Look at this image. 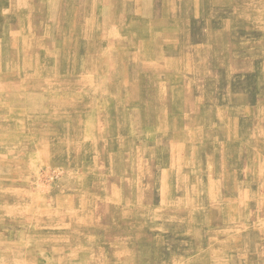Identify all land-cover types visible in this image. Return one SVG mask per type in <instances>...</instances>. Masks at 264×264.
Returning a JSON list of instances; mask_svg holds the SVG:
<instances>
[{"label": "rangeland", "instance_id": "1", "mask_svg": "<svg viewBox=\"0 0 264 264\" xmlns=\"http://www.w3.org/2000/svg\"><path fill=\"white\" fill-rule=\"evenodd\" d=\"M0 264H264V0H0Z\"/></svg>", "mask_w": 264, "mask_h": 264}, {"label": "bare ground", "instance_id": "2", "mask_svg": "<svg viewBox=\"0 0 264 264\" xmlns=\"http://www.w3.org/2000/svg\"><path fill=\"white\" fill-rule=\"evenodd\" d=\"M146 2H147V1H146ZM142 3H143V2H142ZM143 5H144V4H143ZM49 7H50V6H49ZM112 7H113V5H112ZM144 7H145V6H144ZM148 7H150V6H148ZM148 7H147V8H148ZM54 8H55V7H54ZM151 8H152V7H151ZM106 9H107V8H106ZM105 11H106V10H105ZM147 11H148V9H147ZM110 12H111V11H110ZM111 14H112V13H111ZM105 16H106V14H105ZM110 18H113V17H110ZM103 21H104V20H103ZM173 47H175V46H173ZM23 80H24V79H23ZM47 83H48V82H47ZM32 85H33V84H32ZM51 85H52V84H51ZM23 86H24V85H23ZM37 86L39 87V84H38ZM48 86H49V84H48ZM29 88H30V87H29ZM36 88H37V87H36ZM41 88H42V87H41ZM43 88H44V87H43ZM49 88H50V86H49ZM24 89H25V88H24ZM32 89H33V88H32ZM45 89H47V88H45ZM45 89H44V90H45ZM38 94H39V93H38ZM41 94H42V93H41ZM21 96H22V95H21ZM21 96H20V97H21ZM82 97H83V96H82ZM82 97H81V98H82ZM22 98H23V97H22ZM20 99H21V98H20ZM45 101H46V100H45ZM42 102H43V101H42ZM50 102H51V101H50ZM46 103H47V102H46ZM44 104H45V103H44ZM35 106H36V105H35ZM35 108H36V107H35ZM36 109H37V108H36Z\"/></svg>", "mask_w": 264, "mask_h": 264}]
</instances>
